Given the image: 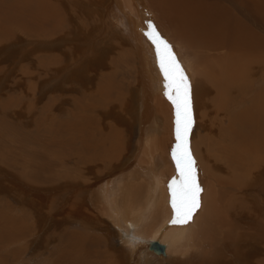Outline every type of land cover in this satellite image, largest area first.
<instances>
[{
	"label": "bare ground",
	"instance_id": "6f19581e",
	"mask_svg": "<svg viewBox=\"0 0 264 264\" xmlns=\"http://www.w3.org/2000/svg\"><path fill=\"white\" fill-rule=\"evenodd\" d=\"M5 1L10 6H6L0 16V51L6 50L16 41L9 39L16 33H21L24 37V39L18 37L20 41H33V44H30L35 47L26 48L27 52L33 51L32 55L35 56V60L28 59L27 63L23 64L27 73H31L30 69H41L47 66H44L47 56L54 55L56 51V46L50 44L51 48H47V45L53 43V39L58 38L62 33L67 32L70 36L67 35L64 41L71 42V38L73 41H78L83 38L84 44H90L91 47L88 48H91V51L97 50L99 54L97 63L99 59H103V65L109 71L112 70L111 63L114 59V63L121 65V69L118 68L120 70L117 69L114 75L112 74L114 69L107 74L109 77L106 76L100 82L99 88L95 86L97 91L89 92V97L92 99V101L88 100L90 103L87 101L85 105H76L79 110L77 115L69 112L65 106L68 104L66 91L69 90V93L75 86H72V83L69 88L65 84L60 86L63 89L61 90L62 99H60L62 102L60 101L58 107L60 111H56V116L63 119V116L67 115V118L77 121L73 123L69 119L66 122L61 120L67 126L66 128H75L71 142L76 144L78 141V147L75 148L73 162L76 167L88 169L87 172L90 175L88 180L84 179L87 174L83 175L82 170H75V179L72 180L73 177L70 175L72 181L69 179L71 182L67 181L65 185L54 181V177H50L52 182L46 180L49 178L45 176L30 181L22 176L23 174L16 175L12 169L0 163V174L9 177L5 180L8 179L10 182V179L19 176L27 183V188L31 191L29 190L28 193L25 191L27 195L25 200L28 198V204L30 202L28 207L35 210L37 218L43 213L47 219L54 218V215H58V206L60 208L65 206L68 209L59 216L61 221H64L67 226L73 223L74 220L66 217L74 212V219L78 221L75 224L85 229V232L63 233L68 244L65 243L66 247L62 245L59 249L56 257L60 259L54 264H107L106 261H114L113 264H120L116 261H120L121 264H147L149 260H153V264H195V261H200V264H264V225L259 219L260 214L261 216L264 214V207L260 209V212L257 211L259 208L254 203L253 194L247 193L249 195L247 199L236 200L241 191L247 189L248 192L249 187L258 186L257 192L262 200L260 202L264 205V187H260L261 180L264 184V87L256 91V96L250 100L251 104L242 113H231V107L234 106L232 99L237 88L235 81L241 70L244 73L248 70L251 75L260 79L264 78V37L252 27L251 19L248 21L239 17L235 2L228 6L220 0H63L68 4L69 10L73 11L72 15L81 18L79 25L77 24L78 27L74 28L70 27L72 25L67 24L69 22L62 16L59 0L53 1L51 8L44 0H34L33 4L25 7L17 6L20 0ZM258 2L245 0L243 3H249L254 7L259 6L264 18V0H258ZM244 7L247 6L244 5ZM82 9L90 16H86L87 18L79 16ZM103 16L110 17L113 21L110 32L119 38L118 45L113 42L110 44L104 38L100 40L98 37L102 30L107 31V27L102 26V24L105 25L106 18L103 19ZM48 19H51L50 24H53L45 29ZM149 21L173 46V51L190 79L193 118L191 131L194 129V122H200L207 128L206 131L217 132V129L221 127L228 132L226 136L229 137L227 141L224 140L226 137L221 140H210L211 147L218 156H221L222 146L227 145L224 160L228 164V175L217 176L208 160L211 151L205 149L203 143L202 148L199 149V154L202 156L197 159V162L194 159L197 181L203 191L200 194V207L187 223H172L175 214L171 207V192L168 185L173 178L178 179L171 157V149L175 144V112L173 105L163 94L162 77L158 75L153 47L143 35V30L146 29ZM47 42L49 43L46 44ZM103 46L105 48H102ZM114 49L121 50L122 54L116 58H110L109 61L104 55H100L103 52L110 54ZM109 50L111 52H108ZM76 53L78 54L77 50ZM84 53H86L85 50ZM82 55L80 58H83ZM66 58H64L65 62ZM71 62L72 65L79 63L73 60ZM90 66L83 68L86 73L81 74V80L86 81L84 77H94L102 71L97 69L99 65L93 69ZM66 73L71 72L66 71ZM120 75H127L136 80V82L133 81L136 83L134 101L132 96H129L130 92H126L116 83ZM123 84L125 86L127 82ZM238 87L240 89V86ZM90 90L92 89L88 91ZM100 110L103 111L100 112ZM116 112L119 114L114 116ZM92 115L110 118L100 127L98 125L100 123L96 124V120L93 121ZM229 115L230 117L226 118ZM113 116L116 119H127L130 125L134 120L139 124L141 131L134 153L130 150L122 153L119 148L120 141L124 137L123 131L119 132L117 128L114 129L115 127L108 129L107 123L112 121L111 118L115 120ZM227 119L234 124L222 127ZM88 123L95 125L93 132L88 129ZM58 125L63 128L61 127L63 124ZM2 126L9 130L7 133L13 130L9 123H3ZM89 127L93 126L89 125ZM191 131L189 137L192 136ZM69 133L72 134L70 131ZM36 140L39 139L36 138ZM106 143H110V149L105 147ZM98 144L101 145L96 146ZM113 145L114 148H112ZM116 149L121 151L116 153ZM130 153L133 155L128 156ZM113 168L117 170L109 174ZM13 187L10 183L6 187L11 198ZM37 188L43 190L39 192L40 195L45 192L48 195L54 190L63 188L62 192H75L78 199L74 198L72 200L74 203L69 205L61 198L59 200L62 203L58 205L52 202L53 199L49 202L44 197H33L32 192L37 191ZM86 199L88 204L82 202ZM248 199H252L253 203ZM68 211L71 213L67 214ZM81 211L87 212V215ZM256 215L259 222H255ZM12 216V214L9 216L10 220ZM15 221L20 222L18 219ZM23 225L26 224L23 223ZM112 226L116 228L123 249L118 259L110 256L109 259L106 258L105 253L109 252L108 245L103 244L100 233H98L99 236L95 234L98 230L102 232L103 229L109 233ZM17 228L19 232L12 236L13 242L25 236L27 232L25 228ZM36 232L39 236L40 230ZM226 239L232 241H225ZM155 241L165 245L164 253L156 251L151 246ZM0 244L6 245L1 241ZM61 252L65 255L61 256ZM228 256L231 260L227 258ZM94 257H96L95 260Z\"/></svg>",
	"mask_w": 264,
	"mask_h": 264
},
{
	"label": "rangeland",
	"instance_id": "374dc122",
	"mask_svg": "<svg viewBox=\"0 0 264 264\" xmlns=\"http://www.w3.org/2000/svg\"><path fill=\"white\" fill-rule=\"evenodd\" d=\"M44 1H45L46 5L49 8H51V3L53 1H56V0H44ZM59 1H60L59 4L62 7V12H63L62 16H64V19H66L69 22L67 24H71L72 26H70V27H74V28H76V26L78 27V25L80 23L79 20H81V18H78V16L75 17L74 15H72L73 11L69 10V8H68L69 6L65 1H63V0H59ZM220 1H222L224 4H227L228 6L233 5L232 3L235 2V5H236L238 12H239V17H241L244 20H248V21L251 19L250 24L252 25V27H254L256 29V32L259 33V35L264 37V18L262 17V12H260L259 6L254 7V6H250L249 3L245 4V3H243L245 0L244 1L243 0H220ZM33 2H34V0H20L17 2V6L25 7L27 5L33 4ZM257 2H258V0H257ZM258 4H260V2H258ZM181 5L183 6V4H181ZM244 5L247 7H244ZM6 6H10V5H8L5 0H0V16L2 14V10L5 9ZM80 14L81 15H79V16H83L84 18H87L86 16H90L88 13H86V11L84 9L81 10ZM72 17H75V19H72ZM105 17L103 16V19L105 18L104 19L105 25L102 24V26H103V28H104V26H106L107 31L102 30L98 34V37L100 38V40L102 38H104L105 40L109 41L110 44L113 42L115 45H118L120 43L119 38L115 34L110 32V30H112L111 24L113 23V21L110 20L111 19L110 17H107V16H105ZM48 20H49V22L46 21V23H45V26H46V27H44L45 29H47V26H48V28H50V25L53 24V23L50 24L52 22V21L50 22L51 19H48ZM87 21H88V19H87ZM41 24L43 25V22ZM260 30H262V31H260ZM67 33H69V32H67ZM67 33H62L61 35L58 36V38L53 39V41H52L53 43H49V42L46 43V44L49 43L47 45V48H49V47L51 48L50 44H53L54 46H56V51H55L56 54L53 53L54 55H52V56L49 55V57L47 56L46 63L44 65V66L47 65L46 67H43L41 69H39V68L30 69L31 73L30 72L27 73L26 70H24L23 64L27 63L28 59L35 60V56L32 55L33 51H31V50H30V52L26 51V48L31 49L30 47H35L34 45H32L33 41H26V40L20 41V40H18V37L21 39H24V37L22 36L21 33H16V34H14L15 36L12 35V37H9V39L16 40V41L11 46H9V48H7L6 50L0 51V163H3L4 165L8 166L10 169H12V171L16 175L17 174H20V175L23 174L22 176H25L30 181H35L36 179H38V177L44 178V176H45L46 178H49V179H46V180H49V182H52L50 180V177H54L55 178L54 181L58 182L59 184H61V183L64 184V183H67V181L69 182L72 177H73L72 180L75 179V173H76L75 170L76 171L82 170L83 175L87 174V176H84V179L85 180L89 179L90 175L87 172L88 169L83 168V167H76L75 162H73L74 161L73 155L75 152V148L78 147V145H77L78 141L76 144L71 142L72 141V135L75 132V128H66L67 126H65V123H62V121L66 122V120L69 119V118H67L68 117L67 115H64L63 119H61V117L56 116V111L57 112L60 111V108H58V107L60 106L59 104L62 102V100H60V99H62V96H61L62 91L61 90H63V89L60 88V86L61 85L63 86V84H65L69 88L70 87L69 85L71 83H72L71 84L72 86H75V88L73 89L74 91L72 90L69 93H68L69 90L66 91V93H67L66 97L68 99V104L65 106H66V108H68L67 110L69 112L77 115L79 110H78L76 105H78V104L80 106H81V104L85 105L89 99H90V101H92V99L89 97V92L97 91L98 90L97 88H99V84H101L100 82H102L106 76L109 77L107 74H109V72L111 73L112 70L114 69V72L112 73L114 75L115 71L118 68H120V66H121L120 64L117 65L116 63H114L115 62V59H114L113 60L114 62L112 61L113 63H111V65L113 66L112 70L109 71L103 65V59H99V62L97 63V59L99 58V54H98L97 50L95 49V50L91 51V48H88V47H91L90 44H88V43L84 44L83 40H82L83 38H80L78 41H76V40L73 41V39L70 37L71 42L70 41L69 42L64 41L65 37L67 35H69ZM30 43H32V44H30ZM79 45H82V46H79ZM76 46H78V48ZM74 47H76V49ZM63 48L65 50H63ZM82 48L86 51V53H84V50ZM102 48H105V47L103 46ZM89 49H90V51H89ZM76 50H77L78 54L76 53ZM25 52H27V53H25ZM108 52H111V50H109ZM22 53H23V56H22ZM71 54H73L72 56H76V57L71 58L72 57ZM119 54H122L121 50L114 49V51L110 54H106V52L104 54V52H103V54H100V55H104V57H106V60L109 61L110 58H116L119 56ZM80 55H82V57L85 60L86 59L87 60L85 61L83 58H80ZM62 56L64 58H66V57L68 58V59L66 58V62L64 61V58ZM49 59H51V60H49ZM70 59L73 61L79 62V63H77V65H76V63H74L75 65H72V62ZM54 60H55V62H54ZM96 65H99V67L97 69L99 71L101 69L102 71H100V73L97 74L96 76L94 75V77L89 76L90 77L89 78V77L83 76L86 79V81L81 80V74L83 72L86 73L85 69L83 71V68L90 66V68L93 69V68H95ZM52 66H53V68H52ZM74 68H77V69H74ZM120 69H118V70H120ZM76 70H78V71H76ZM66 71H70L71 73L68 74V73H66ZM100 74L102 75V77ZM238 75H239V77L235 81V87L237 86V88L235 90L236 93H234L235 95L233 96V99L231 98L232 102H234V106L231 107V113H242L244 111V109H246V107H248V105L251 104L250 100L254 99V97L256 96V91L257 90L259 91L262 87H264L263 86L264 85V78L260 79V77L257 78V76H253L249 73L248 70L245 73L243 72V70H241V72ZM36 77H38L39 80ZM58 77H60V78H58ZM69 77L72 79H70ZM128 77H127V75L126 76L120 75L117 78L116 83L119 84L118 86L120 88H122L123 90H125L126 92H130L129 96H132V99L134 101L136 98V93H135L136 90H134V89H136V85H135L136 80H133L132 77H129V78ZM63 78H66L67 80L63 79ZM89 79H91V80H89ZM69 80H70V83L68 84ZM98 80H100V81H98ZM237 80H239V81H237ZM88 81H91V82H88ZM123 81L125 83L127 82V84H125V86L123 84L124 83ZM133 81H135V82H133ZM248 82L252 85H250ZM57 84H59V85H57ZM77 85H79V87H77ZM238 86H240V89H238L239 88ZM84 88H85V91H84ZM90 88L92 90L88 91ZM86 91H87V93H86ZM83 92H85V93L83 94ZM82 96L83 97L85 96V98L83 99ZM81 98L83 101L81 100ZM85 99H86V101H85ZM90 101H88L87 103H90ZM17 106H18V108H17ZM80 106H78V107H80ZM75 108L78 111H76ZM102 111L103 110H100V112H102ZM48 112H50V113H48ZM118 114H119V112H116V115H114V116H117ZM52 116H54V117H52ZM201 116L202 115L200 114V117ZM91 117H93V115ZM105 117H107V116H105ZM229 117H230V115L226 116V118H229ZM109 118L108 117L104 118V117H100V116H95V117H93V121L96 120L95 121V122H97L96 124L100 123L98 125L101 127V124H104L105 121ZM69 120H71V119H69ZM76 120L77 119H75V121ZM111 120H112L111 122L107 123L109 125L108 129H110L111 127H113V128L115 127L114 129L117 128L116 130H118L119 132L123 131L124 135H122V136H124V137H123V139H121L120 147H119L122 150V153H125V150H130V152L135 151V148L138 145L137 142H138L140 131H141L139 129L140 128L139 124H137V122L134 120V122L131 124L133 126H131L129 124V122L127 123V119H124V118H121V119L115 118V120H113L111 118ZM71 121H73V123L77 122V121L74 122V120H71ZM3 123L11 124L13 130L10 133H7V132H9V130H6L5 128H3V126H2ZM58 124H61V125L63 124L61 126L63 128H60V125H58ZM117 124H118V126H117ZM232 124H234V123L231 122L229 119H227V120H225L224 124H222V127H226L227 125L231 126ZM89 125L93 126V127H89ZM87 127L89 130H91L93 132L95 125L88 123ZM131 127H132V130H131ZM126 128H128V130H126ZM193 128L194 129L191 131L192 136L190 135V137H189V147H190V150H191L196 162H197V159L200 156H202V154H199V149H201L202 146L205 144L204 148L209 149L211 151V153L208 155L209 164L213 168V170L215 171L217 176L228 175L229 174V171L227 170L228 164L224 160V158H226V154L224 151L226 150L225 147H227V145L222 146V151L220 152L221 156H218L215 153V150H213V148L211 147V142H210V140H216V139L221 140V139H224V137H226L224 140L227 141L229 139V137L226 136L228 134V132L224 131L221 127L219 129H217V132H215L214 130L208 132V131H206L207 128L200 122H194ZM108 129H106V130H108ZM55 131L57 132V134ZM69 131L72 132V134L69 133ZM67 132H68V134H67ZM65 137H68V138H65ZM36 138L39 140L37 141ZM44 140H46V141H44ZM123 140H124V142H123ZM50 141H52V143H50ZM48 142L50 144H48ZM202 143H203V145H202ZM99 145H101V144H98L96 146H99ZM43 146H45V147H43ZM129 146H130V148H129ZM105 147L110 149V143H106ZM114 147L115 146L113 145L112 148H114ZM121 147H123V149ZM70 148H71V150H70ZM120 149H116V153L120 152L121 151ZM65 152H67V153H65ZM129 155L131 156L133 154L130 153V154H128V156ZM204 155L206 156L207 153ZM62 159H64V160L62 161ZM69 160H71V162ZM126 160H127V158H126ZM198 163H199V161H198ZM41 164H42V166L40 167ZM48 168L51 170H49ZM40 169H41V171H40ZM108 170H109V168H108ZM115 170H117V169L113 168L109 174H112L113 171H115ZM19 171H20V173H19ZM66 172H68V173H66ZM41 173H43V174H41ZM68 176L70 178H68ZM18 177L19 176H16L15 178L10 179V182H9L8 179L5 180V178H9V177H7V176L5 177L2 174H0V178H1L0 179L1 180L0 181L1 182V184H0V210H1L0 211V223H1L0 224V234H1L0 235V241L2 243H6L5 246L4 245L1 246V244H0V264H4V263H6V264H48L50 262H51L50 264H54L56 262H59L60 258L56 257L57 252L62 247V245L65 248L66 247L65 245L68 244L66 236L63 233L66 231L85 232V229L80 228V227H78L79 225L75 224L78 221L76 219H74V216H73L74 212L73 213L70 212L71 213L70 214L68 211L67 214H70V215H67V217H66L67 219L74 220V221H72L73 223H70L67 226V225H65L66 223L64 224V221H61V218L59 216H61V213L62 214L65 213L64 211H66L68 209V207H65V206L63 208L62 207L60 208L58 206V208H57L58 215H54L56 218L51 217L50 219H47L44 213L37 218L36 214L34 213L35 210L34 209L31 210L30 206L28 207V205H30V202L28 204V200H27L28 198L25 200V198L27 196L26 193H28V191L30 189L27 188V183H25L23 181V179H20L21 177H19V178ZM62 179H64L63 182H62ZM43 180H45V179H43ZM19 181H21V182H19ZM261 182H262L261 183L262 185L260 187L263 188L264 187L263 180H261ZM9 183H10V185H12V187L14 185V187H13L14 190L11 193L13 195L12 198H11V195H9L8 191L6 190V187H8ZM34 185H35V183H34ZM17 186L20 189L16 188ZM255 187L256 186L249 187L248 192L246 191L247 189L245 191H241L242 193L240 192L239 195H237V198L236 197L235 198H236V200L245 199V198L247 199L250 194H253L252 197L255 199L254 203L256 204V207L259 208V209H257V208L256 209L258 212H260V209L263 208L264 205L260 202L262 200L260 199L261 197H259V193L257 192L258 186L256 188ZM37 189H36L37 191L32 192L33 197H36V196L37 197L38 196L44 197L49 202H51L50 199H53L52 202H54L58 205L60 203H62V201H65V200H66L65 202H68L69 205H70V203L72 205L74 203V201L72 203V200H74V198L76 200L78 199V195L76 196L75 192H73V193H69L66 191L62 192L61 190H63V188H60L58 190H54L53 193L51 192L52 194L47 192L48 195H46V192L43 193L45 195H43L42 193L40 195L39 192L40 191L43 192V190H40L39 188H37ZM16 190H18V191L15 192ZM25 191H26V193H25ZM64 193H66V194H64ZM67 193H68V195H67ZM247 193H249V195ZM55 194L59 195V197H56L57 195H55ZM84 196H85V194H84ZM240 196H242V198H240ZM263 196H264V191H263ZM61 198H63L64 200H62V201L59 200ZM57 199H58V201H57ZM248 200L253 203L252 199H248ZM82 202L88 204L87 199L82 201ZM88 206L89 205H87V207ZM69 209H71V208H69ZM81 212L84 215H87V212H83V211H81ZM10 213L13 215L11 218V220L13 222L10 220V217H9L11 215ZM258 215H256L257 218H256L255 222H259ZM15 219H18L20 222H16ZM259 219H260L261 223L264 225V214H262V216L260 214ZM23 223L26 225H23ZM5 226H7V227L5 228ZM10 226H12V227H10ZM17 227L25 228L27 230V232H26L25 236L20 237L18 240L13 242L14 238L12 236L15 235L16 232H19ZM112 228H110L109 233H107V230L104 231V229L102 230V232H98L99 230L96 228V230H98V231L95 232V234L100 233L101 237L103 239V244L107 243V245H108L109 252L105 253L106 258L109 259V256H110L111 258H117L118 259L119 255L122 254L123 249L121 247V239L116 232V228L113 226H112ZM99 229H102V228H99ZM38 230H40V234H41V235L39 234L40 237L38 235H36V233H38L36 231H38ZM103 231L106 233H104ZM103 233L106 235H104ZM100 234H98V236ZM62 235H64V236H62ZM17 236L18 235H16V237ZM46 237H48V239ZM228 240L232 241L231 239H226L225 241H228ZM108 241H109V244H108ZM36 246H37V248H36ZM62 254H63V252H61L60 253L61 256L65 255V253L63 255ZM95 258L96 257H94V260H95ZM227 258L231 260L230 256H228ZM56 259L58 261H56ZM3 261H4V263H3ZM62 261H63V259H62ZM82 261H87V260L82 259ZM99 261H101V259ZM102 262H104V261H102ZM116 262L121 264L120 261H116ZM64 263H65V261H64ZM106 263L107 264H113L114 261H106ZM80 264H82V263H80ZM147 264H153V260H149L147 262ZM195 264H200V261H195Z\"/></svg>",
	"mask_w": 264,
	"mask_h": 264
},
{
	"label": "snow or ice",
	"instance_id": "6c2138e0",
	"mask_svg": "<svg viewBox=\"0 0 264 264\" xmlns=\"http://www.w3.org/2000/svg\"><path fill=\"white\" fill-rule=\"evenodd\" d=\"M143 35L154 50L158 75L162 77L163 94L171 102L175 112V144L171 157L175 164L177 178L168 185L171 192V207L174 212L172 223H187L200 207L203 191L197 181L195 160L189 147L192 128L191 82L178 60L173 46L149 21Z\"/></svg>",
	"mask_w": 264,
	"mask_h": 264
},
{
	"label": "water",
	"instance_id": "95a60500",
	"mask_svg": "<svg viewBox=\"0 0 264 264\" xmlns=\"http://www.w3.org/2000/svg\"><path fill=\"white\" fill-rule=\"evenodd\" d=\"M151 246L158 252H165V245L159 243L158 241L152 242Z\"/></svg>",
	"mask_w": 264,
	"mask_h": 264
}]
</instances>
